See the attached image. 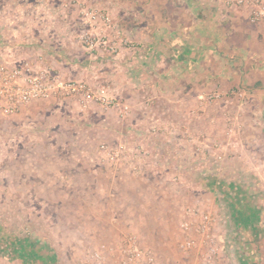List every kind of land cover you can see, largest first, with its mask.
Returning a JSON list of instances; mask_svg holds the SVG:
<instances>
[{"label":"crops","instance_id":"obj_1","mask_svg":"<svg viewBox=\"0 0 264 264\" xmlns=\"http://www.w3.org/2000/svg\"><path fill=\"white\" fill-rule=\"evenodd\" d=\"M4 1L0 4V22L19 19L35 27L45 21L50 25L32 32L22 33L21 27L15 32H0L1 39H27L22 46L7 48L9 53L0 58L1 61L20 64L21 60L35 61L42 57L43 65L55 74L91 83L97 92L128 106L130 111L121 121L106 119V124L92 125L99 129L101 125L103 131L106 129L115 137L120 131L116 124H123L124 137L139 144H150L141 146L154 158L146 167L158 173L151 180L149 175L143 174V168L140 175H133L126 162L117 168L95 160L92 163L93 158L90 160L93 169L87 170L88 161L76 155L81 152L78 146H55L52 140L49 144L39 142L41 138L27 146L13 143L9 149L13 154V175L1 179L11 184L12 200H20L23 189L27 192L26 208H17L30 215L28 230L38 235L31 251L36 259L33 262L56 264L61 256L57 254L59 258L55 259V249L63 246L72 247L76 257H81L87 247L97 248L104 240L113 238L122 227L117 224L122 205L115 203L117 197L124 201V226L135 222L143 230L151 216L163 217L173 214V210V215L182 219L184 210L179 213V201L172 204L171 209L167 206L165 210L157 208L151 212L141 206L149 188L161 187L168 183L169 177H178L179 184L186 188L185 195L181 197L176 190L179 184H173L168 195L161 187L159 197L165 198L162 204H168L169 198L174 201L192 199L203 211H213L212 208L218 211L216 207H219L220 214L232 211L237 200L242 199L245 204L248 195L245 184L264 183V146L243 145L245 134H254L259 142L264 133V24L253 23L247 7L236 6L232 0H140L138 16L133 13L129 17H139L141 25L139 29L131 28L129 35L137 44L141 42L142 47L125 48L117 56H108L91 55L86 51L78 37L85 28L79 15L64 12L63 5L59 7L66 0ZM4 5L18 10L9 12ZM20 6L30 8L26 18L19 13ZM170 6L174 7L172 13ZM39 7L48 14L36 15ZM213 90L224 95L227 91L237 94L232 99L225 97L219 101L221 111L225 112L227 107L230 110L229 102L240 104L231 111L235 115L232 128H237L235 132L241 142L239 146H223L222 161L215 158L216 151L197 152L196 146L186 142L185 133L178 130L180 125H186L193 127L192 133H211L208 123L203 132L196 127L197 121H208L210 116L199 117L193 111L198 108L210 113L202 99ZM94 107L92 104L83 111L70 101H39L20 114L9 118L0 115V118L22 123V128L26 127L36 136H48L56 141L53 134L57 136L65 127L85 122ZM169 143L171 145L166 146ZM233 143L230 141L229 145ZM19 151H26V158L23 159ZM122 167L123 181L120 182L116 174ZM160 177V181L155 182L154 178L159 180ZM196 183L225 187L218 186V190L213 191L215 196L210 192L208 199L205 190L195 200L191 195ZM253 190L259 194L264 191L261 187ZM53 199L60 201L53 202ZM242 202H238L240 208L244 206ZM147 215L149 218H145ZM227 223L223 222V226ZM217 225L220 230L223 228ZM243 260L247 264V259ZM261 262L264 264V258ZM257 263L261 264L258 260Z\"/></svg>","mask_w":264,"mask_h":264},{"label":"rangeland","instance_id":"obj_2","mask_svg":"<svg viewBox=\"0 0 264 264\" xmlns=\"http://www.w3.org/2000/svg\"><path fill=\"white\" fill-rule=\"evenodd\" d=\"M53 1V0H49ZM47 1V3L49 2ZM171 0H167L166 2H169ZM4 0H0V4L4 3ZM140 0H66V3H62L59 7L62 5L64 6V12H69L74 14L77 13L81 19V22H83L85 28L82 34H85L88 31H103L107 32L112 36H115L116 33L123 36L124 38H130L129 35L132 31V29H139L140 28V21L139 17H136V13H139V5ZM170 4V3H168ZM66 5V6H65ZM27 6H20L19 13L26 18V14L29 13L26 8ZM56 7H58L56 5ZM55 7V8H56ZM3 8L12 11V10H18L15 8H11L6 5L3 6ZM172 6L169 7V12L172 13L173 11ZM34 8H32L33 10ZM40 8L37 9V14H42L43 17L45 16V12L40 11ZM51 10L50 8H48ZM47 9V10H48ZM95 10L98 12H101L102 14H109L110 19L112 20L111 27L106 26L102 22L95 23L92 21L89 17V12L91 10ZM48 10V11H49ZM32 13V11L30 10ZM135 13L134 17H129L131 14ZM4 14L6 12L4 11ZM35 14V12H34ZM20 16V15H19ZM138 16V15H137ZM83 18V19H82ZM30 20V19H29ZM43 25V26H42ZM50 24L45 21L40 25L33 26V23L26 21H19L17 19L16 21H1L0 22V32H5L7 30L14 31L21 27V32H32L33 30L40 29L42 27H47ZM18 33V32H17ZM81 35L78 34L79 40L81 38ZM125 34L128 36L126 37ZM76 33L74 32V36ZM24 36V35H23ZM133 45L131 46L132 49L135 48H141L142 43L140 42L137 44L134 42V39H131ZM27 39L26 38H11V37H5L0 38V58H3V56H7V48H10L12 46H18L19 44L22 46L26 44ZM139 42V41H138ZM128 50H130V48ZM125 48L122 49V51ZM121 51V52H122ZM9 53V52H8ZM23 55L22 51L20 53ZM22 57V56H21ZM24 57H28L25 55ZM3 59H0V61ZM216 93V90H213L209 95L203 97L202 102L203 104L206 103V105L209 106L210 109L208 111L209 114L202 111L201 109L194 108L193 114L196 116H201L202 114L206 116L209 115L210 119L207 120H200L196 122V127L198 130L203 132V129L206 130L207 123L208 128L211 129V133H197V131H193V127L189 128L186 125H180L178 127V130H181V132L185 133L186 142H188V145L190 144L194 146H239L238 144L241 142L236 134V129L232 128L234 127V124L232 120L235 115L232 114V109H236L240 104L239 103H230L229 107L230 110H227L226 108L225 112L221 111L218 106L219 101L225 97H228L230 99L234 98L237 94H232V91H227L224 94H221L220 99L210 101L208 98L209 96H212ZM200 104V105H203ZM121 105H124L121 103ZM202 107V106H201ZM95 110L93 108L90 109L89 112V118L85 120V122L81 121L80 124L72 125L65 127V129H62L61 132L59 131L57 133V136L53 134V138L56 139H49L48 136H36V133L29 132L28 129L22 128L20 124L22 123H15L14 121H6L2 118H0V264H38L35 258H33L31 251L32 246L36 245V237L38 235L33 234L34 232L30 229L28 230V223L31 218L30 215L25 214L24 211L17 207H23L26 208L28 199L26 196L27 192L23 189L22 190V197L20 200H12L10 198L12 194V186L7 185L5 181H3L2 176H8L9 178L13 175V164H12V156L13 154L9 150L11 146H13V143L15 146H27L29 142H36L37 138H41L39 142L49 144L51 140L55 143V146H78L81 153L76 154L80 156V159H85L88 161L87 170L89 168L93 169L92 163L95 161L100 162L101 164L108 165L102 158L100 149L104 146H110V147H118L121 145L128 146V148L133 149L134 152H136V155L129 154V162H127V167L129 168L131 162H139L141 165L137 166V168H140V173H136L135 171L132 173L133 175L141 174L142 168L143 174H146L145 176L149 175L152 177L153 175L156 176L158 173H156V170L152 171L151 167H146L149 162L153 161V155H151L144 147L141 146H150L149 145H143L136 142L134 139H127V136L122 133L123 131V124L118 123L116 124L117 128L120 130L117 134L118 136L113 137V135H110L108 131H103L100 125V129L93 126L92 124H106L107 120H118L123 119L124 114L122 113L121 108H115L112 110H105L103 109L99 104H95ZM141 110V109H140ZM143 110V109H142ZM74 111V110H73ZM130 111V109H129ZM22 115V114H21ZM208 116V117H209ZM110 118V119H109ZM17 126L20 128L17 129ZM194 126V125H193ZM64 128V127H63ZM251 128V127H250ZM99 129V130H98ZM190 130V131H189ZM264 132V130H263ZM166 133V131H165ZM247 135L246 142H243L244 146H264V133L260 136L259 142L257 140V136L254 134H245ZM110 136V137H109ZM256 137V138H255ZM183 139V137H182ZM191 139L194 140V142L191 141ZM39 140V139H38ZM153 140V139H152ZM162 140V139H161ZM196 140V141H195ZM210 140V141H209ZM223 140V141H222ZM45 141V142H44ZM225 141L228 143H225ZM234 142L232 145H229V142ZM155 142V141H153ZM224 142V143H223ZM158 143V142H157ZM161 143V142H160ZM155 144V143H154ZM162 145V144H160ZM169 143L166 146H170ZM165 146V145H164ZM19 148V147H17ZM147 148V147H146ZM78 149V150H79ZM86 149V150H85ZM72 151V150H71ZM70 151V152H71ZM18 152V151H16ZM15 152V153H16ZM21 155H23L26 158V151H19ZM49 154V152H46ZM72 153V152H71ZM75 154L76 151H73ZM93 157H92V156ZM136 156V157H134ZM3 157V160L1 161V158ZM51 157H53V154H51ZM54 158V157H53ZM91 158L93 160L90 163ZM95 158V159H94ZM98 159V160H97ZM152 160V161H151ZM123 162H121L120 165H122ZM144 163V165H143ZM137 165V164H136ZM123 167L121 170H119L118 174L116 176L119 178V181L122 182L123 177ZM160 181L161 177L158 178ZM162 179H165L162 178ZM168 183H164L161 185L163 187L164 192L168 195L169 192H171L173 184L177 185L179 184L178 177L175 178H168ZM195 189L194 193H192V197L196 200L197 196L200 197V195H203V191L206 190L207 192V198L208 195L211 196L210 192L214 195V190H218V186L225 187L223 184L213 185V184H200L196 183L194 184ZM203 185L204 188H203ZM213 185V188H212ZM228 186H231L229 184H226ZM236 184H234L235 186ZM246 186V187H245ZM245 189L248 190V192L245 191L246 194V200L245 204L242 202V199L239 201L237 200L234 204V209L232 211L230 210L228 213L220 214L219 207H216L215 211L214 208H212L213 211L208 210L209 212H213L212 214L216 216V225H215V238L217 240V262L216 264H245L244 258L247 259L246 263L248 264H258L257 260L262 264L261 260L264 258V191L263 193L254 192L253 188H260L261 191L264 190V183L256 182V183H247L245 184ZM157 187V188H156ZM153 189L148 190L147 193H145V197L143 198V202L141 206H145L146 209H148L151 212V209H164L167 206H171L172 204H175L176 201H179V206H177V209L179 213H182V210H187L188 208H200V206L197 204H193L194 200L192 199H179V200H173V199H167V203L162 204L161 202L164 201L163 197L160 198L159 194L162 192L160 189V186H156ZM176 189L180 196L182 197L185 195V187L183 188L181 184L177 186ZM213 189L212 191H209ZM144 189L142 188V193ZM188 195V194H187ZM212 196V198H213ZM186 198V197H185ZM238 198V197H237ZM116 202L122 204L121 210L119 209V213L117 214V218L119 219L117 224H121L122 227L119 230V232L116 233V235L113 238H110L109 240H104L100 243V245L95 247H87L85 249V253L81 255V257H76V252H73L71 250L72 247L70 246H63L60 250L57 248L55 259H58V255L61 256L60 259L57 260L56 264H120V253L118 252H109L104 249L103 247H106L105 249L109 248H115L118 246V242L122 240L124 237L128 235H136L139 239V243L141 247L144 249H150L153 250L155 253L156 261L154 264H204L202 261V253L205 252V249H196L191 251H183L181 248V244L184 242V240L187 238L186 234L181 229V222L182 219L180 217L173 215L174 210L172 211L173 214H166L163 217L159 216H151L150 221L144 226V229L141 230L139 228L140 224L129 223L128 226H124V215L122 206L124 204V201L121 197L115 198ZM58 202L60 199H53V202ZM134 201V200H133ZM208 201L209 204L213 203V201ZM238 202H242L241 204L244 205L240 208ZM247 202V203H246ZM15 203V204H14ZM197 203V202H196ZM19 206H18V205ZM170 204V205H169ZM176 205V204H175ZM212 205V204H211ZM217 205V204H216ZM219 206V205H217ZM236 206V207H235ZM183 208V209H182ZM202 209V207H201ZM163 210V211H164ZM203 210V209H202ZM170 211V212H171ZM222 211V212H223ZM151 215V214H149ZM149 215H147L145 218H149ZM175 216V217H174ZM184 217V216H183ZM115 219V218H114ZM158 219V220H157ZM161 219V222L159 221ZM229 219V220H228ZM156 220V221H155ZM228 220V221H227ZM113 221V219H112ZM223 222H228L227 225L224 227ZM222 225L223 228L220 230L218 225ZM147 226V227H146ZM221 227V226H220ZM38 232V231H37ZM42 233V232H40ZM117 236L119 238L117 239ZM39 238V237H38ZM117 239V240H116ZM230 241V242H229ZM232 241V242H231ZM35 242V243H34ZM95 250H100L103 252L104 260L102 261H96L91 258L92 253ZM54 253V249L52 251ZM58 252V253H57ZM66 253V254H65ZM58 254V255H57ZM43 264V263H39Z\"/></svg>","mask_w":264,"mask_h":264},{"label":"built area","instance_id":"obj_3","mask_svg":"<svg viewBox=\"0 0 264 264\" xmlns=\"http://www.w3.org/2000/svg\"><path fill=\"white\" fill-rule=\"evenodd\" d=\"M236 6L247 7L253 23L264 24V0H232ZM89 17L95 23L102 22L111 27L112 20L108 13L102 14L94 9L89 12ZM80 42L91 54L117 56L123 48H129L133 43L116 33L115 36L103 31H88L82 34ZM42 57L35 61L29 59L16 62L0 61V115L4 118L20 114L32 103L39 101L60 100L70 101L83 111L88 110L92 104H99L105 110L121 108L127 115L129 107L121 105L114 97L97 92L96 89L83 80H68L52 69L43 65ZM221 94L209 96V100L220 99ZM194 142L193 139H191ZM199 153L209 154L216 151L215 158L222 161L223 146H196ZM103 160L110 167H117L121 162H129V154L136 155L133 149L121 145L118 147L102 146L100 149ZM136 157V156H134ZM135 163V162H134ZM131 162L129 169L140 173L138 165ZM216 216L201 208H188L184 211L181 229L187 238L181 244L183 251L205 249L202 253L204 264H216L217 240L215 238ZM102 249L109 252L120 253V264H154L156 261L153 250L144 249L136 235H128L118 242L115 248ZM103 252L95 250L91 258L98 261L104 260Z\"/></svg>","mask_w":264,"mask_h":264}]
</instances>
